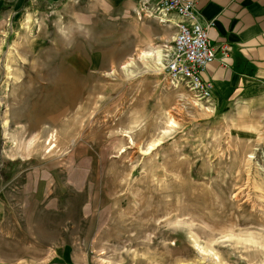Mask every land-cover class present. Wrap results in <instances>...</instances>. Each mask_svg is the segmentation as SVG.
I'll use <instances>...</instances> for the list:
<instances>
[{"label":"rangeland","instance_id":"rangeland-1","mask_svg":"<svg viewBox=\"0 0 264 264\" xmlns=\"http://www.w3.org/2000/svg\"><path fill=\"white\" fill-rule=\"evenodd\" d=\"M33 4L6 1L0 18V264H264V113L172 79L154 8L80 18L64 0ZM73 158L86 178L57 204ZM32 169L50 200L31 224L19 198ZM26 222L38 259L19 242Z\"/></svg>","mask_w":264,"mask_h":264},{"label":"crops","instance_id":"crops-1","mask_svg":"<svg viewBox=\"0 0 264 264\" xmlns=\"http://www.w3.org/2000/svg\"><path fill=\"white\" fill-rule=\"evenodd\" d=\"M6 1L9 0H0V18L5 16L3 11H6V9H4L3 4ZM13 1L20 5L25 2V0ZM31 1L37 5V2L53 3L56 0ZM64 1V9L66 11L70 10L72 13L74 11L75 17L80 18L94 11H110L113 17L117 18L122 14L131 15L134 12H137L139 16L152 17L149 14L152 13L156 2V0ZM192 1L195 5L197 19L202 23H211L208 27L210 45L217 46L223 40L229 43L228 55L225 57L226 65L219 58H214L201 73L204 79L210 80L213 84L211 88L213 102L222 107H231L233 104H237L246 109L255 108L258 113H264V0ZM36 5H32L33 10H37L40 6ZM16 9H18V6ZM72 13L71 15L74 16ZM153 16L156 19L157 26L155 33L159 34L163 30L165 35L172 40L177 30V22L181 17L174 12L167 13L161 19L156 15ZM78 160L73 158L67 161L69 164L65 163L62 166L61 179L65 191L54 198L57 204L66 200L64 196L66 193L65 185H75L78 189L83 186L86 171H84V165H79L82 161ZM40 175L42 174L39 169L36 171L32 169L26 176V184L20 189L22 195L19 199L21 205L30 212L26 220L31 224L35 209L40 204L42 205L50 200V194H47L42 201L36 196ZM63 209L67 208L57 209L55 215ZM2 218L3 215L1 214ZM3 220L6 222L7 219H2V225L5 224ZM19 231L22 233L18 235L19 242H23L26 253H32L29 257L32 259L40 258L42 248L38 244L39 239L37 240L35 229L30 228V225L26 222V230L22 231L19 228ZM6 232H8V236H14L15 234L9 233L8 230ZM53 240L49 242H54ZM44 252L48 253V250L44 249Z\"/></svg>","mask_w":264,"mask_h":264},{"label":"built area","instance_id":"built-area-1","mask_svg":"<svg viewBox=\"0 0 264 264\" xmlns=\"http://www.w3.org/2000/svg\"><path fill=\"white\" fill-rule=\"evenodd\" d=\"M154 9L161 12V17L169 12L181 17L172 40L173 53L166 61L165 70L172 79L185 80L203 96L211 98L213 84L201 73L214 58H219L226 65L229 43L223 40L217 46L210 45L208 27L211 23L197 19L192 0H156Z\"/></svg>","mask_w":264,"mask_h":264},{"label":"bare ground","instance_id":"bare-ground-1","mask_svg":"<svg viewBox=\"0 0 264 264\" xmlns=\"http://www.w3.org/2000/svg\"><path fill=\"white\" fill-rule=\"evenodd\" d=\"M144 56L147 57H153L154 54L153 53H146ZM129 65V64H128ZM155 66L159 68H157L158 71H160L159 73L163 72V67H164V63H163V54L162 53H158L156 58H155Z\"/></svg>","mask_w":264,"mask_h":264}]
</instances>
